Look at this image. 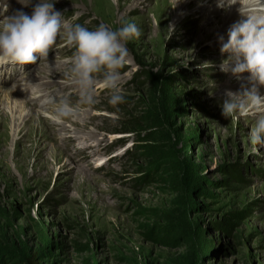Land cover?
<instances>
[{"label":"rangeland","instance_id":"rangeland-1","mask_svg":"<svg viewBox=\"0 0 264 264\" xmlns=\"http://www.w3.org/2000/svg\"><path fill=\"white\" fill-rule=\"evenodd\" d=\"M209 1L179 13L181 0H51L89 29L141 32L127 44L126 102L101 89L65 129L44 101L77 99L59 83L74 49L0 63V264H264V145L250 142L254 118L222 114L249 74L220 70L225 11L209 21ZM6 2L31 15L39 0ZM18 90L16 104L5 97Z\"/></svg>","mask_w":264,"mask_h":264},{"label":"clouds","instance_id":"clouds-1","mask_svg":"<svg viewBox=\"0 0 264 264\" xmlns=\"http://www.w3.org/2000/svg\"><path fill=\"white\" fill-rule=\"evenodd\" d=\"M237 3L245 19L229 29L227 42L222 36L219 38L221 53L227 56L220 70L231 72L238 80L246 73L249 75L239 91L226 92L222 114L232 119L254 118L250 142L254 146L264 145V95L260 93L264 87V0H238ZM232 5L227 0H218V7ZM0 9L3 17L0 19V63L36 65L38 61L48 62L50 52L60 43L74 49L59 83L70 82L77 99L73 101L69 95L45 98L56 120L81 119L100 102L101 89L107 92L111 106L126 102L122 85L127 73L122 69L130 57L128 42L141 35L135 23H126L118 29L101 23L89 29L73 23L76 15L65 18L51 0H39L31 15L23 11L8 15L7 2ZM173 31L172 27L168 30L170 34ZM205 65L215 67L210 63Z\"/></svg>","mask_w":264,"mask_h":264},{"label":"bare ground","instance_id":"bare-ground-1","mask_svg":"<svg viewBox=\"0 0 264 264\" xmlns=\"http://www.w3.org/2000/svg\"><path fill=\"white\" fill-rule=\"evenodd\" d=\"M146 1H148V0H133V2L136 4V6H138V5H142V3H146ZM193 0H181V3L180 4H178L175 8H176V10H179L180 12L179 13H182L183 12V10L185 9V3H187V4H191V2H192ZM2 2H4L5 3V0H3ZM203 2V1H202ZM210 2V5L207 7L208 9H206L207 11H206V13H205V15H207L208 16V20L209 21H213L212 19H215V15H217L218 13H219V11H220V9L221 8H219L218 6H217V2H218V0H210L209 1ZM208 2V3H209ZM238 2V0H228V3L229 4H234V5H232L231 7H223V9H224V11H225V13H224V16H222V20H221V22H220V24H221V27H220V34H224V33H228L229 32V29L234 25V24H236V23H238V22H240L241 20H243V19H245V17H243L241 14H240V11H239V9H240V4L239 3H237ZM178 3V2H177ZM237 3V4H236ZM132 4V3H131ZM133 5V4H132ZM144 5V4H143ZM107 6L109 7L110 6V4L108 3L107 4ZM110 8H112V7H110ZM204 8V6L202 5V9ZM204 10V9H203ZM0 11H2V9H0ZM236 22V23H235ZM220 37H221V35H219ZM223 38H227L228 39V35L227 36H225V37H223ZM225 41V40H224ZM242 81V82H241ZM240 82H241V84L242 83H247V81H248V76H244L243 78H242V80H241ZM50 84H51V82H49ZM68 85H65L62 89H65V87H67ZM250 86V85H249ZM15 92V91H14ZM48 93V92H47ZM47 93H46V95H47ZM260 93H261V95H264V87H262V88H260ZM20 96V97H22V95H24V91H22V90H18V92L16 93V95H14L12 92H8V94H5V97L6 96H10V97H12L14 100H16V102H15V104L17 103V101L18 100H20V98L18 97V96ZM45 95V96H46ZM16 98H15V97ZM26 96V95H25ZM2 97L0 96V99H1ZM22 99H24V98H22ZM26 101V103H30V102H28L27 100H25ZM36 105H35V104ZM41 103V102H40ZM44 103H45V101H44ZM39 104V101H33V105L34 106H37ZM17 106V105H16ZM18 109L19 108H16V112L18 111ZM12 111H13V108H12ZM6 114V113H5ZM0 115H2L1 114V112H0ZM22 114H20V116H21ZM25 117V120H26V116H24ZM0 120H2V117H0ZM23 120V119H22ZM57 123L56 124H53L52 126L53 127H55V128H60V129H65V126H63V124L62 123H60L59 121H56ZM59 129V130H60ZM71 138V137H70Z\"/></svg>","mask_w":264,"mask_h":264},{"label":"trees","instance_id":"trees-1","mask_svg":"<svg viewBox=\"0 0 264 264\" xmlns=\"http://www.w3.org/2000/svg\"><path fill=\"white\" fill-rule=\"evenodd\" d=\"M233 173H235L234 171H232ZM28 264H38L37 263V258L36 256H32L30 259H29V263Z\"/></svg>","mask_w":264,"mask_h":264}]
</instances>
